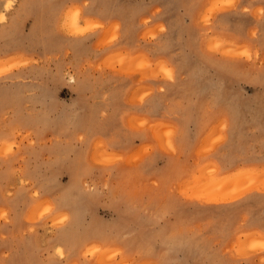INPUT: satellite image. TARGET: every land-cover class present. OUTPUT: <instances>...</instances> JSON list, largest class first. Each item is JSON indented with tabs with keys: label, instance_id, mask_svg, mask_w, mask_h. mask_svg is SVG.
Returning <instances> with one entry per match:
<instances>
[{
	"label": "rangeland",
	"instance_id": "obj_1",
	"mask_svg": "<svg viewBox=\"0 0 264 264\" xmlns=\"http://www.w3.org/2000/svg\"><path fill=\"white\" fill-rule=\"evenodd\" d=\"M233 143L264 150V0H0V264H264Z\"/></svg>",
	"mask_w": 264,
	"mask_h": 264
},
{
	"label": "crops",
	"instance_id": "obj_2",
	"mask_svg": "<svg viewBox=\"0 0 264 264\" xmlns=\"http://www.w3.org/2000/svg\"><path fill=\"white\" fill-rule=\"evenodd\" d=\"M184 112L188 111L190 109L186 108V109H181ZM186 117V116H184ZM182 118L180 120V123L185 122V118ZM177 127V126H176ZM232 136H237V130H234L232 132ZM263 148V147H261ZM238 152L237 147L233 144H231V146L229 147L228 152L224 151L222 152V154L218 157V161L220 163V170L227 172V171H231L233 169L238 168V166L240 167V165H246L247 164H259V163H264V150H261L258 154L256 153V151H254L253 155H247L245 154L246 157H244V159H238V154L236 155L235 153ZM214 160L216 161V158H214ZM246 163V164H243ZM260 167V166H258Z\"/></svg>",
	"mask_w": 264,
	"mask_h": 264
},
{
	"label": "bare ground",
	"instance_id": "obj_3",
	"mask_svg": "<svg viewBox=\"0 0 264 264\" xmlns=\"http://www.w3.org/2000/svg\"><path fill=\"white\" fill-rule=\"evenodd\" d=\"M10 5V4H9ZM5 10V9H4ZM72 22H70V25L71 26H75L76 25V23L78 22V19L76 18V16H75V18H73L72 20H71ZM77 21V22H76ZM68 22H69V20H68ZM65 24H67V23H65ZM70 26V27H71ZM212 44V43H211ZM210 44V45H211ZM209 45V44H208ZM216 47V46H215ZM162 144V143H161Z\"/></svg>",
	"mask_w": 264,
	"mask_h": 264
}]
</instances>
